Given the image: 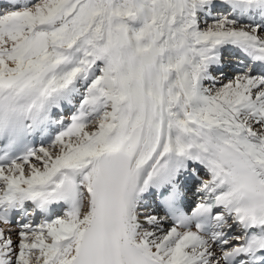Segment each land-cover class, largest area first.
Instances as JSON below:
<instances>
[{
  "label": "snow or ice",
  "instance_id": "obj_1",
  "mask_svg": "<svg viewBox=\"0 0 264 264\" xmlns=\"http://www.w3.org/2000/svg\"><path fill=\"white\" fill-rule=\"evenodd\" d=\"M0 139V264H264V0H7Z\"/></svg>",
  "mask_w": 264,
  "mask_h": 264
},
{
  "label": "bare ground",
  "instance_id": "obj_2",
  "mask_svg": "<svg viewBox=\"0 0 264 264\" xmlns=\"http://www.w3.org/2000/svg\"><path fill=\"white\" fill-rule=\"evenodd\" d=\"M3 4H7V0H0V5H3ZM1 7V6H0ZM202 20H203V18H202ZM202 26H204V23L203 22H201V27ZM237 55H239V53H235V52H233V53H229V52H225V59H228V60H233L234 61V57L235 56H237ZM241 59L243 60V63H244V66L242 67H236L235 65H234V63L235 62H229L228 63V66L229 67H231V68H233V69H242V68H246V67H248L249 66V64H250V61H248L246 58H243V57H241ZM243 63H241V64H237V63H235V64H237L238 66L239 65H242ZM226 64V63H225ZM233 69H231V70H233ZM259 66L254 70V73L253 74H257L258 72H259ZM231 74H233V73H230V71L229 70H227L226 68L224 69V68H222V69H220L219 71H216V70H214L213 71V75L216 77V79H217V83L215 84V85H213L211 82H206L205 83V87H216V88H218V87H220V85H218L219 83H222L226 78H228ZM227 81H225V83H226ZM222 85V84H221ZM78 104H79V98H77L76 100H74V102H73V104L72 105H65V107L63 108V114H58L59 112H60V110H57V115H56V119H63L64 121H68L69 119H70V117H71V115L73 114V112L76 110V107H78ZM55 126V125H54ZM53 127V126H52ZM57 129H56V127H54L53 129H52V135L54 136L55 135V131H56ZM39 136H41L40 134H39ZM33 137H35V138H37V140H38V137L36 136V135H33ZM42 137V139H43V136H41ZM44 142H45V140L44 141H40L39 142V144H38V146H37V148L39 147V146H41V143H43V145L45 146V147H47L48 145H46V144H44ZM201 172H204L203 170H201ZM202 180L203 179H207L208 177H205V178H202V177H200ZM181 179H183V180H185V178L184 177H182ZM195 178H193L192 180H191V184H192V182L194 181L195 182ZM190 184V185H191ZM150 197H148V195H146L145 196V201H144V207H143V209H142V211H149V212H151V211H154V207H153V204L152 203H150ZM63 214V212L60 214V215H62ZM17 220H19V219H17ZM40 221H38L37 223H39ZM229 223H232V221L231 220H229L228 221ZM3 225H0V227H2ZM10 227L12 228V237H13V239H15L16 238V235H15V233H16V230L19 228V224L17 223V221H16V223H14V224H11L10 225ZM229 235L230 236H235V235H243V233H241V231H240V229L238 228V227H233L231 230H230V232H229Z\"/></svg>",
  "mask_w": 264,
  "mask_h": 264
},
{
  "label": "rangeland",
  "instance_id": "obj_3",
  "mask_svg": "<svg viewBox=\"0 0 264 264\" xmlns=\"http://www.w3.org/2000/svg\"><path fill=\"white\" fill-rule=\"evenodd\" d=\"M7 5V4H6ZM6 5H0L1 7L2 6H6ZM202 22H203V20H202ZM210 22V21H209ZM203 27V26H202ZM225 61H226V64H225V66L223 67L224 69L226 68L227 70H229L230 71V73H233V74H231L228 78H226L222 83H219L218 85H220L221 86V84H223V83H225V81H227L228 79H230L232 76H234L235 74H236V71L238 70V69H233V68H231V67H229L228 66V63L229 62H227V61H230V60H228V59H225ZM231 61H233V60H231ZM234 62V61H233ZM232 62V63H233ZM234 65L236 66V67H243V65H237V64H235L234 63ZM231 69H233V70H231ZM201 177H203V178H205V177H207V175L205 174V175H202ZM200 181H201V179L200 178H198V181L196 182V185L193 187V189L194 190H196V188H198V186H199V184H200ZM170 225H168L167 223L164 225V227L165 228H167V227H169Z\"/></svg>",
  "mask_w": 264,
  "mask_h": 264
}]
</instances>
